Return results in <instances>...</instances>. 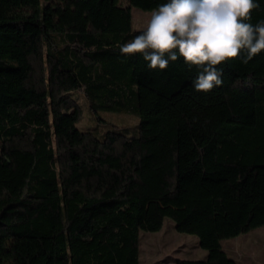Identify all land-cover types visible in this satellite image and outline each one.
I'll use <instances>...</instances> for the list:
<instances>
[{
    "label": "trees",
    "instance_id": "obj_1",
    "mask_svg": "<svg viewBox=\"0 0 264 264\" xmlns=\"http://www.w3.org/2000/svg\"><path fill=\"white\" fill-rule=\"evenodd\" d=\"M126 1L0 0V168L32 154L22 190L0 192V264H141V232L166 217L208 251L176 264H220L216 206L264 208V51L197 92L182 58L159 71L121 55L133 6L168 2ZM77 92L134 115L133 134L79 128Z\"/></svg>",
    "mask_w": 264,
    "mask_h": 264
},
{
    "label": "clouds",
    "instance_id": "obj_2",
    "mask_svg": "<svg viewBox=\"0 0 264 264\" xmlns=\"http://www.w3.org/2000/svg\"><path fill=\"white\" fill-rule=\"evenodd\" d=\"M257 7L256 0H168L119 51L142 55L149 69L159 71L182 58L198 69L194 90L207 93L224 83L219 66L241 53L247 64L264 51V20L250 22Z\"/></svg>",
    "mask_w": 264,
    "mask_h": 264
},
{
    "label": "rangeland",
    "instance_id": "obj_3",
    "mask_svg": "<svg viewBox=\"0 0 264 264\" xmlns=\"http://www.w3.org/2000/svg\"><path fill=\"white\" fill-rule=\"evenodd\" d=\"M122 2L127 4L126 0ZM151 11L133 6L134 29H141L146 24ZM73 94L78 96L83 107V116L77 122L79 128L91 130L99 136L114 129L113 123L117 128L124 129L123 132L126 134L132 135V130L137 128L138 118L134 115L106 110H99V113H96L89 108L82 93ZM98 116L107 122L100 120ZM30 154L27 153L24 157L18 158L10 168H0V192L5 187L10 188L14 193L22 190L31 161L32 154ZM221 208L240 209L229 219L218 218L219 234L223 245L222 264H264V212L257 213L259 215L255 217L251 215L245 220L242 219L245 213L242 208L262 211L264 208L219 204L216 214ZM196 239L198 236L195 234L178 231L175 221L166 217L161 230L141 232V264H176L179 258L200 259L202 255ZM203 251L206 250L203 249Z\"/></svg>",
    "mask_w": 264,
    "mask_h": 264
},
{
    "label": "crops",
    "instance_id": "obj_4",
    "mask_svg": "<svg viewBox=\"0 0 264 264\" xmlns=\"http://www.w3.org/2000/svg\"><path fill=\"white\" fill-rule=\"evenodd\" d=\"M216 208H217V206H216ZM248 209L242 208V211L246 212L245 210H248ZM250 210H253V209H250ZM255 210H258V209H255ZM238 211H240V209H237V208H233V209H231V208H228V209L221 208L220 211L216 214L217 226H218V218L229 219L232 214H235V212H238ZM218 231H219V226H218ZM196 240L199 242V238L196 239ZM199 249H200V253L202 255L201 258H206L207 255H208V251L206 249H204L206 251H203V248L200 246V242H199ZM222 255H223V253H222ZM220 264H222V256H221V259H220Z\"/></svg>",
    "mask_w": 264,
    "mask_h": 264
}]
</instances>
